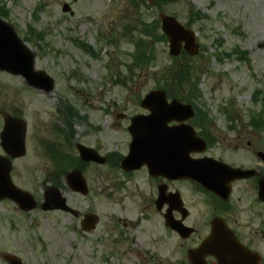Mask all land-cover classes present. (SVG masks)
Instances as JSON below:
<instances>
[{
  "label": "rangeland",
  "instance_id": "374dc122",
  "mask_svg": "<svg viewBox=\"0 0 264 264\" xmlns=\"http://www.w3.org/2000/svg\"><path fill=\"white\" fill-rule=\"evenodd\" d=\"M65 4L71 11H63ZM0 9L36 53V69L55 84L47 93L0 71V106L12 108L28 129L27 154L15 162L13 182L39 204L56 184L79 212L40 205L25 211L11 199L0 200V264H9L4 253L24 264H183L181 237L158 211L157 183L148 171L128 177L110 164L88 163L83 195L66 181L70 170L81 168L67 156H79L77 143L106 158L124 153L131 141L127 119L147 114L141 105L146 94L165 86L170 70L189 64L191 81L175 84L171 95L182 90L196 107L197 130L217 143L210 153L264 170V0H0ZM167 14L198 34L195 57L170 54L169 42L159 37ZM157 20V39L148 45L152 39L139 24ZM135 36L146 42L149 62L135 64ZM46 145L61 157L62 168ZM237 186L235 197L242 193V208L249 207L253 181ZM190 200L195 213L208 214L198 194ZM88 214L99 219L86 231Z\"/></svg>",
  "mask_w": 264,
  "mask_h": 264
},
{
  "label": "water",
  "instance_id": "95a60500",
  "mask_svg": "<svg viewBox=\"0 0 264 264\" xmlns=\"http://www.w3.org/2000/svg\"><path fill=\"white\" fill-rule=\"evenodd\" d=\"M64 11L70 10L69 5L65 4ZM162 29L165 35L169 37L170 41V53L172 55H179L183 48L191 55L198 53L200 45L196 43V34L191 29H187L181 24L175 17L171 15H164L162 17ZM184 43V45H183ZM36 53L32 52L27 44L21 40L14 27L6 20H2L0 17V69L7 70L14 75H22L26 82L42 89L45 92H50L54 87L53 78L45 73L43 70H36L35 68ZM142 104L151 110L150 116L139 115L133 118L130 130L134 137L131 144V152L129 156L123 161L122 167L126 170L140 168L141 165L147 164L150 169V173L153 175L163 174L167 169H172L170 165V155L166 149L163 148L164 141L161 140V136L165 135L164 128L169 120L168 114H170V121L176 119L183 121L194 116V111L191 105L181 104L177 100H173L169 103L166 99V92L164 90L152 91L143 100ZM11 131V145L6 146L8 151L12 153L14 157H20L26 153V140L25 135L27 132L26 123L22 119L9 118L6 123L5 132L3 134V140L7 138V135ZM173 136L180 135L179 139L187 143L184 148V155L189 154L191 151H195V142L204 141L197 137V133L190 125H184L183 128L177 127L171 129ZM186 134V136H184ZM10 147V148H8ZM81 156L83 160L95 161L99 163H105L106 159L99 155L94 149L78 144ZM173 156L180 162L183 158L181 149L176 143L173 144ZM186 156V155H185ZM169 162V163H168ZM174 165L176 172L181 176L189 175L199 180L205 187L210 188L213 191H218L219 177L214 175V172L218 170L222 172V167L217 164L223 165L226 174H232V179H240L242 177H249L253 175V172L235 169L230 165H225L221 162L210 163V173L207 176L202 175L196 169H189L188 166L181 163ZM12 165L7 160L0 162V199L11 198L21 208L25 210H31L36 207L37 202L30 193L19 189L13 184L11 179ZM230 169L232 171H230ZM67 181L74 191H78L87 195L88 183L86 182L83 172L75 170L67 176ZM260 196L264 199V179L260 182ZM45 200L43 209L45 210H63L70 211L74 215L78 214V211L73 210L68 204L66 197L63 196L57 186L48 188L45 192ZM158 209L161 210L164 205L163 194L159 195L156 200ZM178 208V205H176ZM173 208H169L165 214L166 222L176 231L180 232L179 222L174 220ZM98 216L88 214L83 222L85 229L89 230L94 228L98 221ZM221 223L216 221L214 227H220ZM211 242L204 244L198 251L191 252L190 259L193 264H202L199 261V255L209 252ZM4 258L10 264H23L20 259L15 255L4 254ZM222 264H229L227 260H222Z\"/></svg>",
  "mask_w": 264,
  "mask_h": 264
},
{
  "label": "flooded vegetation",
  "instance_id": "af4514ba",
  "mask_svg": "<svg viewBox=\"0 0 264 264\" xmlns=\"http://www.w3.org/2000/svg\"><path fill=\"white\" fill-rule=\"evenodd\" d=\"M175 89L177 88L175 87ZM169 100L171 99L169 98ZM13 116L14 112L12 108L0 106V162L8 160L12 164L11 174L14 172V165L18 158L13 157L6 149L3 133L7 120ZM131 119L132 117H129L127 120L131 122ZM168 123L170 132L168 139L173 155L171 126L177 123H170V121ZM128 127L127 132H129ZM199 135L206 141L207 148L202 152L195 151L191 153V161H195V159L205 160L207 157L214 158L215 155L210 153V151L216 148L217 143L213 142L209 136L204 137L200 133ZM252 143L249 141V146ZM202 147L200 144L199 148L202 149ZM128 152L129 149L124 154L107 153V159L109 158L111 161H108V164L111 167L120 168L124 173L123 175L128 177L141 171L147 172L148 168L146 166H142L139 170L130 171L121 168L123 156ZM113 161L114 163H112ZM245 168L255 169L257 171V173L255 172L256 175L248 179H240L229 183L232 192L227 201L205 190V188L190 178L180 179L175 177L172 179L165 175L150 177V179L156 181L158 193L161 190L164 192L166 202L169 199L171 200V197L177 193L178 210H174V215L175 218L179 219L182 250L187 254V260L183 264H191L188 258L189 251L198 249L208 240L212 242L209 250H215L221 257H228L230 261H232V258H238L241 264H264V201H261L258 196L260 188L259 182L264 177V170L258 166ZM251 180L253 181L255 193L249 207H246L245 203L242 208L243 197H240L242 193H238L236 198L235 191L238 183ZM191 194L194 196L198 194L205 201L208 209L207 215L204 216L199 212L195 213L191 204L189 205ZM167 203L165 205L166 207L170 205L169 202ZM216 218H222L226 223L223 229L226 234L221 235V237L217 236V231L213 226L214 219ZM204 257L208 264H219V258L215 254H206Z\"/></svg>",
  "mask_w": 264,
  "mask_h": 264
},
{
  "label": "trees",
  "instance_id": "16d2710c",
  "mask_svg": "<svg viewBox=\"0 0 264 264\" xmlns=\"http://www.w3.org/2000/svg\"><path fill=\"white\" fill-rule=\"evenodd\" d=\"M0 13H1V15H5V11L3 9H0ZM156 25L157 24L153 25V24H150V23H144L142 25V31H141L142 34L145 35V36H148V37H150L152 39L151 41L148 42V45L154 44L155 43L154 39H157L158 34L156 33V35H155V32H157ZM159 37L162 38L161 35H159ZM163 40H166L165 35H163ZM135 46H136L135 47L136 48V52L133 55V57L135 59V62L138 63L139 61H144V60L147 61L148 58H149L148 47L146 48V51L144 52V49L147 46L146 42L142 41L140 39V40L136 41V45ZM147 62H149V61H147ZM192 70H193V68L192 67L190 68L189 64H183L182 66H178V67H175L172 70H170V73H171L170 76L171 77H170V80L166 81L167 82V87L174 86L178 82L184 83L185 81H187V82L189 80L191 81L190 74H191ZM173 95L174 96H179V95H181V93L180 92H178V93L174 92ZM256 121H258V119H256ZM258 124H259V122H258ZM80 164H81L80 165L81 168H83V165H85L82 160H80ZM60 168H62V167L60 166Z\"/></svg>",
  "mask_w": 264,
  "mask_h": 264
}]
</instances>
